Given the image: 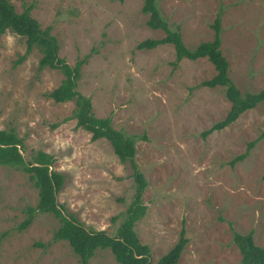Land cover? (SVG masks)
I'll list each match as a JSON object with an SVG mask.
<instances>
[{
	"label": "rangeland",
	"instance_id": "374dc122",
	"mask_svg": "<svg viewBox=\"0 0 264 264\" xmlns=\"http://www.w3.org/2000/svg\"><path fill=\"white\" fill-rule=\"evenodd\" d=\"M8 1L18 14L32 6L31 17L42 30L50 27L58 57L69 66L90 56L76 91L90 99L95 118L111 117L115 130L145 137L135 145L134 162L147 184L146 212L134 230L153 264L176 244L182 227L188 243L178 264H241L233 232H252L264 249V138L230 165L264 132V105L202 138L230 109L224 89L197 88L215 75L206 59L174 68L171 45L136 49L164 37L146 26L142 0ZM157 6L189 49L212 41L211 25L221 13L229 78L241 94L264 90V0H157ZM24 53L23 38L0 36V130L22 139L26 161L37 152L53 157L50 170L64 177L56 200L66 215L87 231L114 236L133 201L131 170L107 140L91 141L76 127L73 102L47 97L63 75L39 72L37 49L15 65ZM37 201L26 174L0 166V264H79L66 242L53 241L59 222L52 215L36 213L17 230ZM88 264L117 263L109 250H96Z\"/></svg>",
	"mask_w": 264,
	"mask_h": 264
},
{
	"label": "trees",
	"instance_id": "16d2710c",
	"mask_svg": "<svg viewBox=\"0 0 264 264\" xmlns=\"http://www.w3.org/2000/svg\"><path fill=\"white\" fill-rule=\"evenodd\" d=\"M142 1L141 12L148 16L146 26L152 31H161L164 37L142 41L136 49L149 51L159 46L171 45L175 54V59L171 63L174 68L182 60L206 59L213 66L215 75L210 80L199 84L197 88L221 87L224 89V96L230 103V109L221 121L201 133L202 138L229 127L243 113L255 109L258 105H264V90L241 94L228 76V62L220 49L221 13H218L211 25L212 41L200 43L195 48L189 49L182 41L179 28L169 26L163 18L157 6V0ZM32 9V6H26L22 13L18 14L8 0H0V36L9 32L23 38L25 42V53L18 58L15 65L21 64L33 49H37L41 54L37 70L41 72L48 68L59 71L63 75L60 85L47 97L57 104L73 102L75 108L70 119L76 121V127L90 133L91 141L105 139L110 143L120 163L127 164L131 170L134 195L114 236H109L102 231H87L72 216L66 215L63 208L57 204L56 195L63 186L64 177L50 170L54 163L53 157L37 152L26 161L23 157L25 148L22 139L13 130H0V166H8L26 174L29 182L37 191L36 206L27 209L28 217L17 227V230L20 232L26 229L36 213L49 214L59 222V227L53 235V241L66 242L78 258L79 264H88L96 250H109L117 264H153L150 261L149 248L140 243L134 230L136 223L144 217L146 212L141 195L147 184L134 162L135 145L138 140H144L145 137L127 136L115 130L111 124V117L95 118L90 99L76 91L80 68L87 63L90 56L79 59L73 67L60 59L57 42L50 36V27L42 30L31 17ZM262 138H264V132L258 139L248 143L246 151L234 158L230 165L244 160L249 151ZM232 241L241 257V264H264V249L254 243L252 232L245 235L233 232ZM187 243L185 230L182 227L176 244L155 264H178Z\"/></svg>",
	"mask_w": 264,
	"mask_h": 264
}]
</instances>
